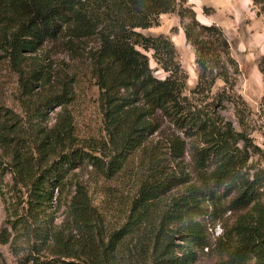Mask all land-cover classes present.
<instances>
[{"label": "rangeland", "instance_id": "1", "mask_svg": "<svg viewBox=\"0 0 264 264\" xmlns=\"http://www.w3.org/2000/svg\"><path fill=\"white\" fill-rule=\"evenodd\" d=\"M188 7L201 24L221 28L229 43L235 64H226L236 79L234 93L244 104L224 102L216 111L221 121L240 134L237 149L244 161L241 173L253 183L255 201L238 206L234 203L240 194L238 188L205 185L203 178L214 167L201 172L193 158L191 140L174 124L159 118L155 121L159 131L149 134L114 177L101 174L88 162L70 173L65 188L56 192L57 201L29 203L28 182L20 175L25 165L39 166L40 171L71 149H82L104 164L109 162L101 92L88 58L99 43L96 39L72 41L62 36L47 40L37 52H23L21 60L0 45V264H150L152 243L143 241L141 233L131 232L126 225L142 186L152 177L149 161L153 159L163 163L168 173H183L191 180L154 203L156 218L191 185L205 193L200 196L205 211L189 218L202 227L208 244L203 249L190 245L196 254L194 264H230L238 244L236 229L245 217L247 225L264 232V77L258 67L264 56V18L258 16L252 0H190ZM143 33L171 38L177 60L189 77L185 94L192 97L198 82L196 56L186 42L179 11L161 15L159 26ZM151 67L155 77H166L153 60ZM223 86L218 81L212 93ZM53 96L63 97L65 106L53 102V106L46 105ZM64 118L72 124L70 142L64 141L57 128ZM57 134L58 145L45 140L47 135ZM176 138L189 144L179 160L170 144ZM79 187L85 188L92 206L90 214L82 218L74 217L71 211ZM175 244L176 256H182L187 243L175 237Z\"/></svg>", "mask_w": 264, "mask_h": 264}, {"label": "trees", "instance_id": "2", "mask_svg": "<svg viewBox=\"0 0 264 264\" xmlns=\"http://www.w3.org/2000/svg\"><path fill=\"white\" fill-rule=\"evenodd\" d=\"M189 1L0 0V45L10 49L17 60L23 58V52H37L47 40L62 36L72 41L96 39L99 43L88 58L101 92L109 162L104 164L91 153L70 148L49 166L40 167L43 168L40 171L39 166L25 165L20 175L28 182L29 203L48 205L57 201L56 192L59 194L65 188L70 173L88 162L101 174L114 177L149 134L159 131L155 125L159 118L174 124L191 140L193 158L201 172L209 166L214 167L203 178L205 185L229 184L238 188L240 194L234 200L238 206L255 201L253 183L245 180L241 173L244 161L237 149L240 134L231 124L221 121L216 111L224 102L244 104L234 93L236 79L226 64L234 65L235 61L221 28L201 24L195 11L188 7ZM252 1L258 16L264 18V0ZM177 10L183 20L186 42L196 56L198 82L192 90V97L185 94L189 77L177 60V49L171 38L143 33L158 27L161 15ZM152 60L166 74L164 79L154 76ZM258 67L264 77V56ZM34 77L38 78L37 75ZM218 81L224 86L213 94ZM62 98L50 97L45 104L64 107ZM261 105L264 108V97ZM57 128L65 142L72 140L70 120L64 118ZM194 139L205 147L195 144ZM45 140L51 141L52 145L60 142L58 134L55 137L47 135ZM170 144L176 160L185 156L189 144L180 138L171 140ZM149 171L152 177L142 186L126 228L135 234L141 233L143 241L152 243L150 264H194L196 254L190 245L203 249L208 244L202 227L189 218L205 211L200 199L205 193L201 187L191 185L173 200L160 218H156L152 211L154 203L191 180L183 173H168L158 159L149 161ZM71 211L79 218L92 211L85 188L79 187ZM246 219L236 229L238 244L232 252L230 264H251L252 261H255L253 264H264V232L247 225ZM116 237L113 236L112 242ZM175 237H181L187 243V251L182 256H176Z\"/></svg>", "mask_w": 264, "mask_h": 264}]
</instances>
